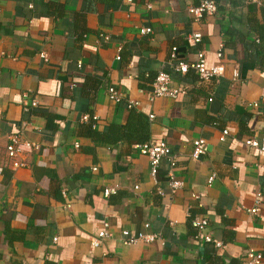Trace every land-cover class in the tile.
Here are the masks:
<instances>
[{
  "label": "crops",
  "instance_id": "0c3cea01",
  "mask_svg": "<svg viewBox=\"0 0 264 264\" xmlns=\"http://www.w3.org/2000/svg\"><path fill=\"white\" fill-rule=\"evenodd\" d=\"M215 1L217 13L196 20L198 0H0V264H244L249 250L264 264V203L249 212L264 192V155L245 145L264 135V0ZM174 47L188 63L204 51L225 75L201 83L175 72ZM161 71L187 94L152 100ZM24 93L39 106L26 112ZM16 133L40 149L10 158ZM199 139L209 151L194 160ZM161 142L177 156L175 195L168 162L154 178L139 149ZM197 216L223 248L204 242ZM105 223L113 236L94 247ZM124 230L165 245H125Z\"/></svg>",
  "mask_w": 264,
  "mask_h": 264
},
{
  "label": "built area",
  "instance_id": "2783aa9c",
  "mask_svg": "<svg viewBox=\"0 0 264 264\" xmlns=\"http://www.w3.org/2000/svg\"><path fill=\"white\" fill-rule=\"evenodd\" d=\"M131 3L133 0H126ZM218 11V4L215 0H198L197 5H192L189 7V13L196 19L200 20L205 16H211L216 14ZM140 33L142 35H150L153 33V29L150 27L140 28ZM191 39L195 43L202 41L201 33H194L191 36ZM224 44L220 45L219 52L217 56L219 60H222ZM41 58L47 60L46 54L41 53ZM117 60H121V56H117ZM170 65L173 67L174 71L186 75L189 71L193 70L198 75L199 81L201 83H207L215 78H219L225 75L226 66L223 63H218L211 65L208 63L206 54L204 51H199L197 53V58L194 62L188 63L184 60H181L180 53L178 48L174 47L172 49ZM232 78L234 81L241 80V73L239 65L236 64L233 70ZM108 95L112 101L119 103L123 100L122 94L114 87L111 86L108 88ZM188 87H174L172 77L169 73L161 71L154 78L152 82V100L157 98H172L176 99L179 95L187 94ZM24 98V110L28 112L31 108H36L39 106V102L35 98H30L28 93L23 94ZM137 102H130L129 107L134 108L137 106ZM254 107L257 108L258 104L255 103ZM88 118V117H87ZM155 116L150 115V119L153 120ZM229 135L228 130H223L220 137L221 141H224ZM245 145L249 148L255 150L259 155H264V135L260 138H251L245 141ZM78 147V144H76ZM40 149V145L34 143L30 140L24 139L21 133L12 134L8 137V143L6 145L7 155L15 159L21 156L26 149ZM141 153L149 158L151 175L156 178L162 161H167L170 169L168 171V187L171 191V194L175 195L182 187L183 183L176 179L174 175V169L177 166V156L172 152L171 147L166 142H161L157 145L143 144L139 146ZM209 151L208 142L205 139H199L194 142V152L192 158L194 160H199L200 158L207 155ZM24 166V163H16V166ZM96 170V168H94ZM216 178V174H212L208 179V185H211ZM136 189H139L136 187ZM117 192V188H107L105 189V196L109 197L112 194ZM158 193L163 195L161 189H158ZM264 203V192H258L256 195L255 207L249 210L250 213L259 214L260 206ZM191 224L198 232L203 234V240L205 243L213 244L216 248H223L222 242L214 241L213 237L209 234H204L206 229L209 227V219L207 217L197 216L192 218ZM145 228L149 229L150 224H146ZM113 235L109 231V224H104V229L99 233L98 237L92 241L94 247H99L102 244V241L107 238H111ZM122 242L125 245L133 246L137 243L143 241L146 243L159 242L162 246L165 245L160 234H148L144 232H139L133 234L128 230L121 232ZM263 260V255L254 250H249L247 252V260L244 264H260ZM107 264V263H103Z\"/></svg>",
  "mask_w": 264,
  "mask_h": 264
},
{
  "label": "trees",
  "instance_id": "16d2710c",
  "mask_svg": "<svg viewBox=\"0 0 264 264\" xmlns=\"http://www.w3.org/2000/svg\"><path fill=\"white\" fill-rule=\"evenodd\" d=\"M261 42H262V39H261ZM257 49H258L257 46H253V47L251 48V51H252L253 55L256 54V53L258 54V50H257ZM223 55H224V54H223ZM189 72H190V71H189ZM189 72H188V73H189Z\"/></svg>",
  "mask_w": 264,
  "mask_h": 264
}]
</instances>
